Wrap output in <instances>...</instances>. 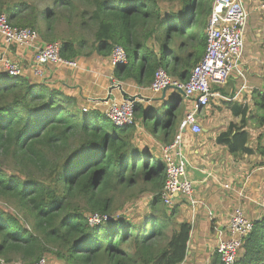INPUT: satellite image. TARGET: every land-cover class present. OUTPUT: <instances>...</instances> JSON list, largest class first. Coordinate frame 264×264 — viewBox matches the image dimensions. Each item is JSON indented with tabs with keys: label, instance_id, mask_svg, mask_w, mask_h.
Segmentation results:
<instances>
[{
	"label": "trees",
	"instance_id": "1",
	"mask_svg": "<svg viewBox=\"0 0 264 264\" xmlns=\"http://www.w3.org/2000/svg\"><path fill=\"white\" fill-rule=\"evenodd\" d=\"M175 1L177 9L162 10L161 2ZM212 1L51 0L44 10L31 0H0V14L42 39L60 38V54L68 60L91 53L110 57L114 45L128 44L133 63L114 66L113 74L148 86L158 67L187 78L206 46ZM61 22L69 27L67 36L55 33ZM80 31L91 34L89 42ZM72 102L54 86L0 69V202L12 209L0 206V259L31 263L48 253L60 264L182 262L192 226L175 222L177 207L168 211L161 203L164 161L137 145L135 126L117 127L98 111L81 113ZM259 104L264 112V96ZM138 110L135 104L136 115ZM142 115L150 133L160 127L170 135L168 123L181 114L171 112L166 120L155 110ZM231 141L237 153L248 134L240 129ZM136 188L151 195L148 215L88 223L92 213L110 216L116 193ZM17 211L28 216L26 223ZM213 259L222 264L216 253ZM235 264H264V216L253 220Z\"/></svg>",
	"mask_w": 264,
	"mask_h": 264
},
{
	"label": "crops",
	"instance_id": "2",
	"mask_svg": "<svg viewBox=\"0 0 264 264\" xmlns=\"http://www.w3.org/2000/svg\"><path fill=\"white\" fill-rule=\"evenodd\" d=\"M261 1L243 0L249 14L258 11V17H254L253 23H250L251 35L246 37L250 47L243 51L240 58L243 76L232 73L224 84H212V90L219 95L211 97L206 106L197 109L200 132L194 133L189 128L183 131L180 148L187 162V170L190 171L194 184L193 194L197 201L195 205H190L191 212H197L199 218L202 207L214 210L211 206L213 202L218 209L216 216L210 219V229L207 228L206 231L214 236V241L210 243L205 237V242H202L199 228L194 231L191 229L183 264H219L213 259L215 247L219 238L226 235L229 217L234 211L232 208L237 205V197L245 194V189L252 183L264 184V122L260 119L264 112L259 104L264 96V12L259 11ZM39 44L42 45L36 43ZM34 51V47L6 45L0 36V53L6 54L12 62L21 64L23 75L32 82H44L72 97L71 106L76 110L88 109L86 112L98 111L104 114L107 98L113 97L120 101L124 96L135 97V103L143 107L144 113L155 110L156 106L167 103L168 97L171 98L172 107L166 112L167 115H155L161 116L163 120L171 112L181 114L185 105L188 111L194 108V101L184 97L179 90L167 88L153 92L149 85L116 79L109 56L96 53L76 56L73 59L76 66L73 67L51 64L43 69L41 76H35L31 65ZM135 117L139 122L138 132L141 137L148 132L142 123L145 115ZM183 117L184 115H179L173 124L168 123L167 128L170 129L169 125H172L173 130L170 135H164L162 128L156 127L154 133H148V139L159 136V143L167 145L179 132ZM240 129L248 134V141L243 150L234 153L230 144L232 137ZM164 136L167 140L165 142ZM139 142L140 148L150 150L149 143L142 140ZM191 167L206 176L197 177ZM224 184H230L231 187H223ZM199 221L201 219H198L197 226Z\"/></svg>",
	"mask_w": 264,
	"mask_h": 264
},
{
	"label": "built area",
	"instance_id": "3",
	"mask_svg": "<svg viewBox=\"0 0 264 264\" xmlns=\"http://www.w3.org/2000/svg\"><path fill=\"white\" fill-rule=\"evenodd\" d=\"M259 7L264 9V0L260 2ZM248 15L249 12L243 0H213L207 18L206 46L200 60L191 68L187 78L183 80L174 78L163 67H158L154 73L149 85L151 91L158 92L173 88L194 101V108L188 111L180 122L179 132L169 144L162 147L166 179L160 196L166 206L171 205L174 198L181 194L195 204L196 199L194 197V200L192 199L193 181L187 176V162L180 148L183 131L189 128L194 133L200 132L201 128L196 118L197 109L206 106L211 97L219 95L212 90V84H224L232 73L243 76L240 58L243 53V38ZM0 36L6 45L35 48L31 64L32 73L35 76H41L43 69L51 64L76 66L73 59L68 60L61 56L59 42L36 45L39 40L38 32L29 27L12 25L4 13L0 14ZM109 58L112 67L128 62V55L122 45H114ZM0 69L12 77L23 74L20 64L12 62L5 56H0ZM131 98L128 96L120 101L113 97L106 99L104 115L113 125L125 127L136 124L135 99ZM87 110L84 109L85 112ZM242 214L239 208L233 211L226 235L219 238L217 242L215 252L222 264H235L243 240L253 227V220L244 218ZM108 219H110L108 215L100 213H92L87 217L90 225H97ZM0 262L2 264H46L44 257L31 263H6L3 259H0ZM179 264H183V261Z\"/></svg>",
	"mask_w": 264,
	"mask_h": 264
},
{
	"label": "rangeland",
	"instance_id": "4",
	"mask_svg": "<svg viewBox=\"0 0 264 264\" xmlns=\"http://www.w3.org/2000/svg\"><path fill=\"white\" fill-rule=\"evenodd\" d=\"M31 1L35 2L39 6V8H42L44 10L52 7L51 0H31ZM161 7H162V10L164 12L167 10L177 9L178 8V2L177 1H175L173 3L161 2ZM260 9H259L260 12L261 11L264 12V9H261V10ZM254 13L248 15V20L246 23L244 38H243V42H244L243 51L250 47V44H247L248 40L246 37L251 35V30H249L250 23H253L254 17H258V11L254 12ZM205 19H207V18H205ZM55 33H58L59 36H67L69 33V27L64 22H61L60 24H57ZM80 34H82V37L84 39H86L87 42H89V39L91 36V34L89 32L80 31ZM60 41H61L60 38H55L53 40L44 39V38L42 39V37L39 35L38 43H42V44L55 43V42L60 43ZM121 44L123 45V47L126 50V53L128 55L129 65H132L133 60H134V56L130 50V46L128 44H125V43H121ZM39 45H41V44H39ZM84 49L85 50H82L83 51L82 54L87 53V51L90 50L91 48L88 46ZM0 56L1 57H3V56L8 57L6 54H3V53H0ZM81 56H84V55H81ZM20 66L23 68V66L21 64H20ZM128 82L133 83L134 81L130 80ZM172 102H173V100H171V98L168 97L167 103L159 104L158 106L155 107L156 114L167 115L166 112H168L171 109ZM185 107L186 108L182 109L181 115H185L187 113V111L189 110L186 105H185ZM81 113H86V112L81 111ZM142 113H143V107L139 105V110L137 111V115L140 116V115H142ZM133 126L136 127V130L133 134V140L135 142L138 141L137 145H140L139 141H141V140L146 141L145 143L150 144V148H149L150 151H152L155 156L157 154L160 157V159H162V147L165 145H161V143H159L160 142L159 136H153L149 140L147 135L150 131H149V128H147L148 132L146 131L145 134L140 137L139 132H138L139 122L137 121V119H136V124ZM171 141L172 140H170V142ZM170 142H168V143H170ZM168 143H166V144H168ZM187 176L189 178H191L189 170H187ZM223 187H231V185L230 184L229 185L224 184ZM247 187H248V189L246 188L244 191L245 194H241L242 196L237 197L238 201H236L237 205L235 207L241 209V211L243 213L242 215L244 218L252 221L256 218H259L260 216H264V184H262V183L261 184H256V183L253 184L252 183ZM193 190H194V184H193ZM193 197H194V194H192V199H193ZM160 199H161V196H160ZM150 201H151V195L147 192H138L137 188L135 190H132L131 192L119 191L118 193H116V195H114L113 201L110 205L112 209H111V212L109 213L110 214L109 217H111V218H125L130 222L138 221V220L142 219L143 217H145L146 214L148 215L150 213ZM161 203L164 205V202L162 201V199H161ZM196 203H197V201H195V204ZM191 204L192 203H191L190 199H186L185 197H182V194H181V195L176 196L174 198V202L171 205L166 206V208L168 211H170L172 208L177 207V212H176L173 220L175 222L187 221L192 226L191 229H193V231L195 229L197 230L199 228L198 231H200V235H199L200 240L202 242H205V237H207L208 241L210 243H212L214 241V236L210 235L208 232L206 233V231H207V228L210 229V222H211L210 219H213V217L216 216V214H217V211H216V210H218L217 204L215 202H213L211 204V206L214 208L213 211L208 210V209L205 210L202 207L201 212L199 214V218L197 216L198 213L196 211H195L196 213L191 212V209H192L191 206L195 205V204H192V205ZM0 206L4 207V208L6 207L2 202H0ZM235 207L233 206L232 209H234V210L237 209ZM6 208H8L10 211H12V209L10 207H6ZM15 213L19 215L20 219L24 223H26L25 218H28V216L25 215L24 211H22V212L17 211ZM231 216H232V214H230L229 220H230ZM198 219H201V221H199V226H197ZM169 225L171 227H173L172 224H169ZM167 233H169V232H167ZM44 258L46 260V264H60L61 263L60 260L54 258L53 256H51L48 253H46L44 255ZM11 262H22V261H20L19 259H15V260H12ZM212 262H213V259H212ZM22 263H24V262H22Z\"/></svg>",
	"mask_w": 264,
	"mask_h": 264
},
{
	"label": "water",
	"instance_id": "5",
	"mask_svg": "<svg viewBox=\"0 0 264 264\" xmlns=\"http://www.w3.org/2000/svg\"><path fill=\"white\" fill-rule=\"evenodd\" d=\"M112 98V97H111ZM127 97L126 96H124V99H126ZM131 99H135V97H132ZM191 169V171L197 176V177H204V176H206L205 174H202V172L200 171V170H198V169H196V168H193V167H191L190 168ZM176 195V194H175Z\"/></svg>",
	"mask_w": 264,
	"mask_h": 264
}]
</instances>
